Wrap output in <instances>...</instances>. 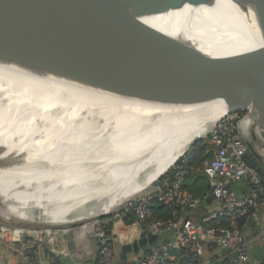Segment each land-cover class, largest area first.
Here are the masks:
<instances>
[{
  "label": "bare ground",
  "instance_id": "6f19581e",
  "mask_svg": "<svg viewBox=\"0 0 264 264\" xmlns=\"http://www.w3.org/2000/svg\"><path fill=\"white\" fill-rule=\"evenodd\" d=\"M182 19L189 23L182 35L203 55L264 73L254 62L264 61V7L215 0L146 23L177 44ZM81 38L114 47L108 36L78 25L45 45H0V83L21 97L4 128L9 134L0 133V195L8 219H31L34 201L38 219L55 225L113 216L231 113L225 97L176 105L76 81L64 74H79L92 58ZM247 124L254 123L247 118ZM14 145H25L21 156L9 150Z\"/></svg>",
  "mask_w": 264,
  "mask_h": 264
},
{
  "label": "water",
  "instance_id": "95a60500",
  "mask_svg": "<svg viewBox=\"0 0 264 264\" xmlns=\"http://www.w3.org/2000/svg\"><path fill=\"white\" fill-rule=\"evenodd\" d=\"M248 1L264 7V0ZM214 2L0 0V45H45L66 37L77 25L106 35L114 47L98 46L81 38L85 43L83 50H89L92 58L79 74L64 75L98 89L114 90L124 97H151L176 105H195L225 97L232 113H246L253 121L248 138H242L247 148L243 161L249 168L264 174V155L259 151L260 148L264 150V141L257 134L258 131L264 133V73L245 64L226 65L203 55L182 35L189 26L187 19L179 22L181 36L177 44L146 23L171 10L212 6ZM254 62L264 66V61ZM199 140L195 139L192 144ZM171 205L180 208L174 202ZM110 216L112 214L100 215L66 225L29 223L10 227L23 231L21 240L25 243L28 232H59ZM106 234L109 236L111 231ZM146 235L158 236L143 231L140 237ZM220 252L230 253V250Z\"/></svg>",
  "mask_w": 264,
  "mask_h": 264
},
{
  "label": "built area",
  "instance_id": "2783aa9c",
  "mask_svg": "<svg viewBox=\"0 0 264 264\" xmlns=\"http://www.w3.org/2000/svg\"><path fill=\"white\" fill-rule=\"evenodd\" d=\"M235 114H227L207 135L212 150L207 151L210 157L202 162V171L209 181L215 209L202 217L200 222L183 216L173 220L155 219L150 208L152 196L134 199L113 215V218L124 221L125 216L131 213L134 221L129 224L141 232L152 235L171 233V241L153 247L149 254L138 258L136 264H165L174 252L181 253L185 258L192 257L202 264L205 246L213 242L221 250H230L231 264H254L249 257L248 243L241 233V226L250 217L256 219L260 207L264 205V174L249 168L243 161L247 148L242 140L241 127L249 125L247 120L237 122ZM187 164V158L182 156L162 175L155 198L162 204L171 205L174 202L180 208L194 211L200 200L186 191ZM240 183L244 188L238 194L233 186ZM39 233L42 232L26 233L27 240L23 243L22 230L0 227V247L21 257L26 264H66V247L54 238L46 240L45 234L50 232H45L43 236ZM96 237L99 248L93 264H115L113 242L104 231H98ZM261 237L264 239V228ZM49 253L53 255L52 261L45 262L43 258H50Z\"/></svg>",
  "mask_w": 264,
  "mask_h": 264
},
{
  "label": "crops",
  "instance_id": "0c3cea01",
  "mask_svg": "<svg viewBox=\"0 0 264 264\" xmlns=\"http://www.w3.org/2000/svg\"><path fill=\"white\" fill-rule=\"evenodd\" d=\"M257 134L260 136V139L264 141V133L258 131ZM195 172L201 173L203 179L199 181L187 179L186 186L188 190L186 189V191L194 198L201 199L202 202L204 199L205 204L201 202L202 204L200 205H202V207L200 209L197 208V210L194 211L183 209L181 212L187 219L200 222L202 217L215 209V204L212 199L211 188L207 177L203 171L197 170ZM206 187L207 190L205 194L200 196L199 194H201ZM243 188L244 185L241 183L233 186L234 191L238 194L241 193ZM156 195V191L153 190L151 193L147 194L146 197L152 196L153 199H156ZM156 201L159 202L157 199ZM263 228L264 205L260 207L256 219L250 217L246 219L241 226V233L248 243L249 257L254 264H259L260 261L264 259V239L261 237V230ZM98 231H104L105 234L111 231L109 236L106 235L110 241L113 242L115 264H136V260L149 254L153 247L169 242L172 239L170 232L160 234L158 239H154L150 235L141 238L140 230L121 219L113 218V216L101 219L95 224L74 228L66 234L51 232L49 235L45 234V238L46 240L54 238L59 241L58 243L66 247L67 257L64 261L66 264H93L99 248V240L96 237ZM131 245L132 247H130ZM133 245L136 246L134 247ZM220 250V248L213 244L206 245L202 264H214V257L218 260L229 258L231 263V254L220 252ZM46 255H48V252H46ZM180 255L181 253L174 252L173 256L166 261L165 264H179ZM49 256L50 258L47 256H44L45 258L42 256V258L45 262H50L52 261L53 255L49 253ZM0 264H25V262L21 257L11 254L3 247H0Z\"/></svg>",
  "mask_w": 264,
  "mask_h": 264
},
{
  "label": "rangeland",
  "instance_id": "374dc122",
  "mask_svg": "<svg viewBox=\"0 0 264 264\" xmlns=\"http://www.w3.org/2000/svg\"><path fill=\"white\" fill-rule=\"evenodd\" d=\"M3 75H5V74H3ZM15 96H16L15 94H12L9 90H6L4 88V86H2V84L0 83V102L7 104V107L0 108V118H1L0 119V133L1 132H4V133L10 132V130H7V132H6V130L4 128L8 127L7 124H8L9 120L11 119V117L13 115V111H14L15 107L19 104V102L21 100V97L19 95H18V97H16V99H15ZM234 118H235V120L237 122L241 121V122L244 123L247 120V115H246V113H236L234 115ZM244 128H245L244 125H242V127H241V129H242L241 130V135H242V137L247 139L248 138V132H249L248 131L249 126L246 127L245 129ZM10 135H12V133ZM2 136L6 139V137L4 135H2ZM207 139H208V136L206 135L204 138H201L198 142H201V141H205L206 142ZM195 144L191 143L187 147L186 151L182 154V156L185 157V155H187L188 153L192 152L193 146ZM23 146H25V145H14V146L10 147L9 150L13 153V155L21 156L24 153ZM210 147L211 148L209 150H212V146H210ZM259 151L264 155V150L263 149L260 148ZM205 159L202 160V156L200 158L196 159V163H198V164H196V166L193 168V170L194 171L198 170V171L202 172V162ZM199 162L201 164H199ZM162 177L163 176H161V178ZM158 183L159 184L161 183L160 178H158L156 181H154L149 186L145 187V189L142 190L140 193L136 194L132 200L145 198L147 196V194L151 193L153 190L154 191L156 190V187H157ZM28 210H29V215H32L31 219L29 218V219H22V220H20V219L11 220V219L7 218L8 217V212H7L6 206L0 202V227H10V226L18 227V226H22V225L29 224V223H31V224H44V223H46V222H42V221H40L38 219L39 209H38L37 203L35 201L29 204ZM95 223L96 222L86 223L85 225H82V226L84 227V226L95 224ZM82 226H80V227H82ZM15 229H17V228H15ZM70 230H72V229H65V230L59 231L58 233L59 234L60 233L66 234ZM39 234H42V236H43V234H45V233L42 232V233H39ZM47 234L49 235V234H51V232L47 233Z\"/></svg>",
  "mask_w": 264,
  "mask_h": 264
},
{
  "label": "trees",
  "instance_id": "16d2710c",
  "mask_svg": "<svg viewBox=\"0 0 264 264\" xmlns=\"http://www.w3.org/2000/svg\"><path fill=\"white\" fill-rule=\"evenodd\" d=\"M211 147L209 146L208 142L206 141H201V142H197L192 149V152L188 153L187 155H185V157L188 160V164H187V179H192L194 180H201L203 179V175L201 173H196L193 168L196 166V159L200 158L202 156V160L205 158L210 157V153H207V151L210 149ZM201 162V161H200ZM199 162V164H201ZM167 177H169V175H167ZM163 177H160V181L162 182ZM185 188L187 189V186H185ZM192 188V187H191ZM188 190V189H187ZM207 190L204 189L202 191L201 194H199L200 196H203L205 194ZM201 200V199H200ZM200 201V204H205V200L203 199ZM200 206V207H199ZM198 208L200 209L202 207V205H199ZM150 208L152 211V216L155 219H160V220H173L175 218H177L178 216H183L185 218H187L182 212L181 210H183V208H175L172 205H168V204H162L160 202H157L156 199H152L150 201ZM187 210V209H186ZM175 214V215H174ZM134 221V217L131 213H128L125 218H124V222H126L127 224L132 223ZM159 236V235H158ZM158 236L155 237L156 239H158ZM154 238V239H155ZM216 261V262H214ZM198 264L197 262H195L193 260L192 257H183V255H180V260H179V264ZM213 263L214 264H231L229 258H222L220 260L216 259L214 257L213 259ZM259 264H264V259H262L260 261Z\"/></svg>",
  "mask_w": 264,
  "mask_h": 264
}]
</instances>
